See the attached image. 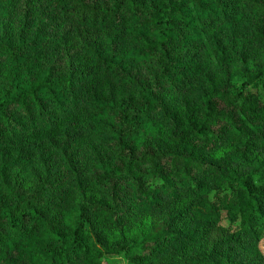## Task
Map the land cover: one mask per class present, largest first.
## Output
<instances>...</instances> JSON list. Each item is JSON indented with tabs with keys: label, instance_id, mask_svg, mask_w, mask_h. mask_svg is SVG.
<instances>
[{
	"label": "trees",
	"instance_id": "obj_1",
	"mask_svg": "<svg viewBox=\"0 0 264 264\" xmlns=\"http://www.w3.org/2000/svg\"><path fill=\"white\" fill-rule=\"evenodd\" d=\"M0 264H264V0H0Z\"/></svg>",
	"mask_w": 264,
	"mask_h": 264
}]
</instances>
